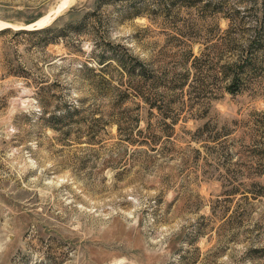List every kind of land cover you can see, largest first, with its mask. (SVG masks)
I'll return each mask as SVG.
<instances>
[{"label": "rangeland", "instance_id": "374dc122", "mask_svg": "<svg viewBox=\"0 0 264 264\" xmlns=\"http://www.w3.org/2000/svg\"><path fill=\"white\" fill-rule=\"evenodd\" d=\"M63 1L0 0V264H264V48L239 92L220 83L252 4L185 33L179 9ZM55 20L48 46L20 31ZM113 51L131 76L95 64Z\"/></svg>", "mask_w": 264, "mask_h": 264}, {"label": "trees", "instance_id": "16d2710c", "mask_svg": "<svg viewBox=\"0 0 264 264\" xmlns=\"http://www.w3.org/2000/svg\"><path fill=\"white\" fill-rule=\"evenodd\" d=\"M226 1L227 0H169V3L165 0H150L148 2L144 0H134L133 4L127 6L128 8L126 7L127 9L125 12L133 16L142 17L146 16L143 11L152 6L153 11L157 10L155 11V16L153 18L156 20L159 19L160 14H163L166 18L173 17V10L179 9L180 11L187 12L180 20L181 30L185 31V33H195L204 31L206 27L214 28V30H220L217 22L218 19L215 14L219 11L225 10L227 7ZM245 2L252 4V7L254 8L252 13H254L255 17L253 28H245V34L247 32L251 33L250 41H248L247 45H245V60L240 58V60L235 64H231L229 66L224 65L221 71L223 76L220 83L222 82V84H224V90L231 94L239 92L238 87H240V81L242 80V71L243 73L245 72V79L246 76L248 77V75L254 72L252 70L255 69V66L258 63L256 55L260 52V49L264 48V10L262 11L263 13L260 14L262 9L258 7V0H245ZM192 9H196L197 14L188 12ZM225 20L227 22L226 30L236 25L240 27V29H243L244 23L241 22L237 16H227L225 17ZM77 22V27H82L83 20L79 19ZM70 28L71 27L67 24L65 26H57V20H55L51 25L46 27L20 31L22 34L28 35L30 39H37L39 41L36 43L37 46L44 47L52 44L56 37H66V32H68ZM210 32H212V30H210ZM189 53L192 54V52ZM134 61L135 60H133V58L129 55L127 56L113 51L108 52L107 56H102L100 58L97 57L95 64L98 67H105L106 65H109L110 62H114L116 66L122 70V72L131 76L132 74L130 71H133L134 69ZM206 62H209L207 57L204 60V63ZM238 70L241 72H238ZM194 81L196 80H193V82ZM74 111L76 112L77 110Z\"/></svg>", "mask_w": 264, "mask_h": 264}, {"label": "bare ground", "instance_id": "6f19581e", "mask_svg": "<svg viewBox=\"0 0 264 264\" xmlns=\"http://www.w3.org/2000/svg\"><path fill=\"white\" fill-rule=\"evenodd\" d=\"M67 1H68V0H64V1L60 4V6L58 7V10H57L56 13H58V11L60 12V9H61L62 7L65 6V4H66ZM56 13H54V14H56ZM54 16H55V15H54ZM51 18H52V17L47 16V17H45L44 19L40 20L37 24L40 26V24H42V23L45 22V21L51 20Z\"/></svg>", "mask_w": 264, "mask_h": 264}]
</instances>
